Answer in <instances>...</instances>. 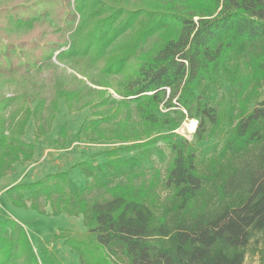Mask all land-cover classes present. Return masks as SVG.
<instances>
[{
  "label": "trees",
  "instance_id": "16d2710c",
  "mask_svg": "<svg viewBox=\"0 0 264 264\" xmlns=\"http://www.w3.org/2000/svg\"><path fill=\"white\" fill-rule=\"evenodd\" d=\"M73 3L79 20L55 59L74 73L81 88L58 89L50 101L40 97L34 108H11V100L0 96V179L32 161L34 144L49 134L60 98L69 113L88 107L86 102L75 109L73 102L83 101L84 89L103 95L92 86L111 88L105 79L124 73L132 60L137 69L125 73L118 94L122 102H137L138 117L150 128L146 140L180 125L158 118L159 105L183 108L199 121L194 143L217 137L225 123L229 130L219 151L202 165L188 142L169 143L163 198L154 184L139 183L137 174L114 184L101 182L96 173L126 166L114 149L97 154L106 157L101 165L84 160L73 166L86 180L82 189L69 191L68 173L58 171L11 186L4 192L7 201L39 215L81 216L86 233L62 237L79 264H244L248 256L264 264V0ZM149 38L152 44L143 50ZM225 83L232 95L228 103L224 96L219 101L212 96ZM100 115L75 137L89 143L133 142L129 151L141 148L138 136H92V129H102L109 119ZM31 119L34 141L27 143L23 137ZM65 136L61 128L59 138ZM24 192L30 193L28 200ZM0 264L60 262L52 255L38 262L23 228L0 220Z\"/></svg>",
  "mask_w": 264,
  "mask_h": 264
},
{
  "label": "rangeland",
  "instance_id": "374dc122",
  "mask_svg": "<svg viewBox=\"0 0 264 264\" xmlns=\"http://www.w3.org/2000/svg\"><path fill=\"white\" fill-rule=\"evenodd\" d=\"M78 20L79 15L75 12L73 0H0V96L11 100V108H34L40 97L50 101L58 89L81 88V84L72 78L74 73L55 59L60 51L67 48L60 47L70 43ZM151 42L152 39L149 38L143 45V50L148 49ZM136 69L137 61L132 60L124 67V73L105 79L111 88L92 86L103 95L84 89L83 101L73 102V108H79L86 102H89V106L78 111L69 113L65 99L60 98L49 134L41 136L34 144L32 161L16 165L14 173L3 177L4 186L13 182H34L47 174L65 171L68 173L67 189L76 191L84 188L86 180L79 169H73V166L84 160H92L93 165H101L106 157L97 154L116 149L117 158L125 162L126 166L117 172H107L106 175L96 173L101 182L114 184L125 180L129 173L137 174L139 183L154 184V190L163 198L167 194L162 186L171 156L169 143L183 140L188 142L197 156L199 165L213 157L221 147L223 134L229 130L226 123L217 137L199 143H194L196 133L190 139L178 136L175 133L178 127L172 132L167 129L156 131L145 139L150 128L139 119L137 102H122L123 98L118 94L122 82L126 79L125 73L130 74ZM92 74L97 81L103 82L96 72ZM77 78L91 86L85 78ZM261 92L264 96V88ZM212 96L216 101H219L221 96L225 97L227 103L232 100L230 87L226 83L220 91L214 90ZM104 100L106 105L101 107L99 104ZM249 108H253V105ZM102 112L106 113L109 119L102 125V132L92 129V136L141 137V148L137 152L128 149L133 142L112 140L89 143L82 137H75L82 125L102 116ZM181 115L179 107L165 109L159 105L156 110L158 118L168 117L176 122L183 121ZM187 115L189 116L188 112ZM61 128H64L65 139L59 138ZM34 132L31 119L25 128V142L34 141ZM88 132L89 130L86 134H89ZM149 140L156 142L148 145L146 142ZM3 178L0 179L2 184ZM88 182L91 183V179ZM4 186L0 183V220H12L23 228L32 254L38 262L46 263L47 256L52 255L60 264H79L77 253L64 244L62 237H69L71 233L85 234L87 229L83 225V218L66 215L44 216L29 208L13 207L2 192ZM29 196V192L23 193L25 200H28ZM244 264H257V260L248 256Z\"/></svg>",
  "mask_w": 264,
  "mask_h": 264
},
{
  "label": "built area",
  "instance_id": "2783aa9c",
  "mask_svg": "<svg viewBox=\"0 0 264 264\" xmlns=\"http://www.w3.org/2000/svg\"><path fill=\"white\" fill-rule=\"evenodd\" d=\"M166 91L168 92V90ZM180 111L182 112L184 118L181 124L175 130V133L184 139H190L197 131L198 120L189 117L184 109L180 108Z\"/></svg>",
  "mask_w": 264,
  "mask_h": 264
},
{
  "label": "crops",
  "instance_id": "0c3cea01",
  "mask_svg": "<svg viewBox=\"0 0 264 264\" xmlns=\"http://www.w3.org/2000/svg\"><path fill=\"white\" fill-rule=\"evenodd\" d=\"M40 145V144H39ZM33 159H36V158H33ZM1 181H3V184H2V182H0L1 183V186H4V178L1 180ZM7 184V183H6ZM14 184H16V182H13V183H11L10 185H5L3 188L4 189H2L3 191V193L9 188V187H11L12 185H14Z\"/></svg>",
  "mask_w": 264,
  "mask_h": 264
}]
</instances>
